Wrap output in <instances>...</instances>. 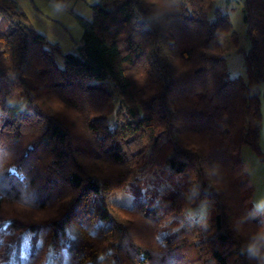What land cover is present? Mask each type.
<instances>
[{"label": "trees", "instance_id": "1", "mask_svg": "<svg viewBox=\"0 0 264 264\" xmlns=\"http://www.w3.org/2000/svg\"><path fill=\"white\" fill-rule=\"evenodd\" d=\"M214 3L99 0L63 54L0 0V264H264L240 160L246 146L264 163V0H244L246 52ZM144 165L176 184L147 200ZM125 187L130 206L111 203ZM203 204L211 217L171 220Z\"/></svg>", "mask_w": 264, "mask_h": 264}, {"label": "rangeland", "instance_id": "2", "mask_svg": "<svg viewBox=\"0 0 264 264\" xmlns=\"http://www.w3.org/2000/svg\"><path fill=\"white\" fill-rule=\"evenodd\" d=\"M25 12L28 20L35 30L45 36L51 43L59 45L61 52L74 53L81 43L82 28L78 24L74 14L86 20H91V6L99 0H71L66 8H58L50 0H14ZM215 6L221 7L223 12L229 15L233 31L238 36L239 48L246 52L249 49V41L246 38V26L243 22L242 8L244 0H231L229 4L225 0H215ZM212 16V15H211ZM224 57L228 66L231 78L245 79V69L243 66V55L238 53L230 42V35L227 34L222 39ZM56 62L61 65V60L56 58ZM261 100L264 115V87H261ZM259 146L264 151V122L261 130ZM240 160L245 164L246 179L252 186L253 193L248 202V208L255 211L264 223V163L260 162L254 152L243 146L240 149ZM135 180L142 184L143 191H148L147 200L155 199L157 193L166 189H172L177 179L169 181L168 172L164 165L151 168L144 165L138 168L133 174ZM184 183V180H180ZM134 195L128 187L110 193L108 199L111 203L130 206ZM211 206V205H210ZM209 205L203 204L196 208H191L181 214L171 217L178 226L185 225L194 220H203L209 214L212 216L215 208L211 210Z\"/></svg>", "mask_w": 264, "mask_h": 264}, {"label": "snow or ice", "instance_id": "3", "mask_svg": "<svg viewBox=\"0 0 264 264\" xmlns=\"http://www.w3.org/2000/svg\"><path fill=\"white\" fill-rule=\"evenodd\" d=\"M0 247H2V245H0Z\"/></svg>", "mask_w": 264, "mask_h": 264}]
</instances>
